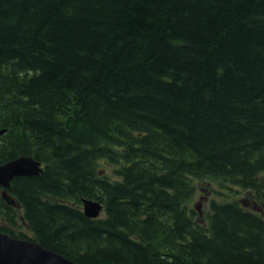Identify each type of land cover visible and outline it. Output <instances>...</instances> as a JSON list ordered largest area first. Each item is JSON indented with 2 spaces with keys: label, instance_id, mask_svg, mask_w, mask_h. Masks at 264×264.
Here are the masks:
<instances>
[{
  "label": "trees",
  "instance_id": "obj_1",
  "mask_svg": "<svg viewBox=\"0 0 264 264\" xmlns=\"http://www.w3.org/2000/svg\"><path fill=\"white\" fill-rule=\"evenodd\" d=\"M0 130V164L43 166L0 185V231L81 264H264V0H0ZM205 179L239 197L200 210Z\"/></svg>",
  "mask_w": 264,
  "mask_h": 264
},
{
  "label": "water",
  "instance_id": "obj_2",
  "mask_svg": "<svg viewBox=\"0 0 264 264\" xmlns=\"http://www.w3.org/2000/svg\"><path fill=\"white\" fill-rule=\"evenodd\" d=\"M4 132L5 130H0V135ZM42 171V162L33 156H20L0 164V185L4 188V198L6 197V199H9L7 189L11 186L12 181L16 177L33 176ZM83 210L88 217L97 218L102 214L104 205L98 200L85 198L83 199ZM0 264L81 263L70 260L63 255L44 247L38 241L14 238L9 234L0 231Z\"/></svg>",
  "mask_w": 264,
  "mask_h": 264
},
{
  "label": "rangeland",
  "instance_id": "obj_3",
  "mask_svg": "<svg viewBox=\"0 0 264 264\" xmlns=\"http://www.w3.org/2000/svg\"><path fill=\"white\" fill-rule=\"evenodd\" d=\"M216 191H220L222 194H217ZM241 194H243V192H241ZM222 196H226L229 199L239 197L237 193L223 187L219 180H199L197 182V191L192 203L193 205L196 203L199 204L200 210L202 209L204 211L208 210L213 198H222ZM10 201L14 202L13 199ZM203 216H205V213H203ZM27 232L30 234L29 230H27Z\"/></svg>",
  "mask_w": 264,
  "mask_h": 264
},
{
  "label": "bare ground",
  "instance_id": "obj_4",
  "mask_svg": "<svg viewBox=\"0 0 264 264\" xmlns=\"http://www.w3.org/2000/svg\"><path fill=\"white\" fill-rule=\"evenodd\" d=\"M4 196V195H3ZM6 198V197H5ZM8 199V198H7ZM9 200V199H8Z\"/></svg>",
  "mask_w": 264,
  "mask_h": 264
}]
</instances>
